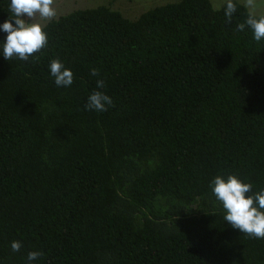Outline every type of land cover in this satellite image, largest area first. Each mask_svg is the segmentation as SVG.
Here are the masks:
<instances>
[{
  "label": "trees",
  "instance_id": "16d2710c",
  "mask_svg": "<svg viewBox=\"0 0 264 264\" xmlns=\"http://www.w3.org/2000/svg\"><path fill=\"white\" fill-rule=\"evenodd\" d=\"M236 5L230 23L207 0L133 20L77 9L44 23L28 61L0 46V264H264V239L232 228L210 187L234 174L264 189V40L237 31ZM97 90L106 111L85 109Z\"/></svg>",
  "mask_w": 264,
  "mask_h": 264
},
{
  "label": "clouds",
  "instance_id": "9594fccd",
  "mask_svg": "<svg viewBox=\"0 0 264 264\" xmlns=\"http://www.w3.org/2000/svg\"><path fill=\"white\" fill-rule=\"evenodd\" d=\"M54 4L55 0H10L11 15L0 24V30L7 33L5 40L0 42L5 60L18 58L28 61L30 57H35L48 46L45 24L37 22V17L44 21L55 18L57 13ZM225 4V17L230 23L233 14L237 11V5L234 0H225ZM244 6L249 12L245 22L236 26L237 31H243L247 26L252 31L255 41L264 40V15H256V0H244ZM49 69L58 87L72 85L74 74L59 58L50 62ZM90 74L100 75L96 68H92ZM96 86L97 89H104V80L98 79ZM111 106H113L112 98L104 91L97 90L89 95L85 109L103 112ZM210 187L216 200L225 210L224 220L232 228L240 230L250 238L264 239V189L253 192L251 183L241 180L234 174H229L226 178L217 175ZM21 247L19 241H13L11 244L14 252L19 251ZM42 255L41 251L29 252L28 264H32Z\"/></svg>",
  "mask_w": 264,
  "mask_h": 264
},
{
  "label": "rangeland",
  "instance_id": "374dc122",
  "mask_svg": "<svg viewBox=\"0 0 264 264\" xmlns=\"http://www.w3.org/2000/svg\"><path fill=\"white\" fill-rule=\"evenodd\" d=\"M176 1L178 0H55L54 7L56 9L57 17L73 10L88 9L103 5L108 6L111 10L119 12L122 17L128 20H133L139 14L151 7ZM207 1L213 9H217L225 3V0ZM234 2L241 5L247 12H249V9L244 6V0H234ZM255 13L257 16L264 13V0H256ZM37 22L44 24L46 21L40 20L39 17H37Z\"/></svg>",
  "mask_w": 264,
  "mask_h": 264
}]
</instances>
